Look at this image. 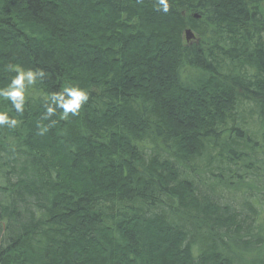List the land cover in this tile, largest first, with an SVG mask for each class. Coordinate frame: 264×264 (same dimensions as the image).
<instances>
[{
    "label": "trees",
    "instance_id": "1",
    "mask_svg": "<svg viewBox=\"0 0 264 264\" xmlns=\"http://www.w3.org/2000/svg\"><path fill=\"white\" fill-rule=\"evenodd\" d=\"M166 3L0 0V264L264 254V0Z\"/></svg>",
    "mask_w": 264,
    "mask_h": 264
},
{
    "label": "clouds",
    "instance_id": "2",
    "mask_svg": "<svg viewBox=\"0 0 264 264\" xmlns=\"http://www.w3.org/2000/svg\"><path fill=\"white\" fill-rule=\"evenodd\" d=\"M160 3L164 6V10L167 11L166 0H160ZM17 73L14 79H12L7 89H0V96L10 99L15 110L22 112L25 102V89L26 85H32L36 82L37 76H43L44 73L37 70H23L19 67L14 69ZM27 81V83H25ZM87 93L78 87H66L62 93L53 94L52 101L60 108L63 109V115L65 118L69 114L76 115L81 106L87 102ZM54 113V109L49 107L48 114ZM17 123L14 119H9L8 114L0 112V125H8L9 127L15 126ZM47 131V128L44 129Z\"/></svg>",
    "mask_w": 264,
    "mask_h": 264
},
{
    "label": "rangeland",
    "instance_id": "3",
    "mask_svg": "<svg viewBox=\"0 0 264 264\" xmlns=\"http://www.w3.org/2000/svg\"><path fill=\"white\" fill-rule=\"evenodd\" d=\"M246 258L248 259L249 257ZM247 259H245L244 264H264V254Z\"/></svg>",
    "mask_w": 264,
    "mask_h": 264
},
{
    "label": "water",
    "instance_id": "4",
    "mask_svg": "<svg viewBox=\"0 0 264 264\" xmlns=\"http://www.w3.org/2000/svg\"><path fill=\"white\" fill-rule=\"evenodd\" d=\"M192 38L191 32L189 30L185 31V40L189 41Z\"/></svg>",
    "mask_w": 264,
    "mask_h": 264
}]
</instances>
